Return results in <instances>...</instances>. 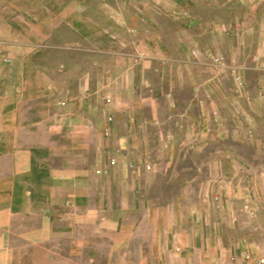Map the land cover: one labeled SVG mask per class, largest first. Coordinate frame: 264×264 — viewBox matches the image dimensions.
Listing matches in <instances>:
<instances>
[{
	"label": "crops",
	"instance_id": "obj_1",
	"mask_svg": "<svg viewBox=\"0 0 264 264\" xmlns=\"http://www.w3.org/2000/svg\"><path fill=\"white\" fill-rule=\"evenodd\" d=\"M244 15L240 0H0V264H145L134 248L166 264L219 253L211 238L227 228L213 230L240 199L196 175L233 181L247 168L240 148L263 141L264 105H186L185 133L173 113L168 134L190 144L165 153L160 183L146 180V144L164 110L180 111L162 105L161 63L193 59L200 38L223 53ZM132 46L148 53L133 59ZM244 58L229 59L234 77ZM250 58L243 72L260 91L264 66ZM166 169L187 177L175 187Z\"/></svg>",
	"mask_w": 264,
	"mask_h": 264
},
{
	"label": "rangeland",
	"instance_id": "obj_2",
	"mask_svg": "<svg viewBox=\"0 0 264 264\" xmlns=\"http://www.w3.org/2000/svg\"><path fill=\"white\" fill-rule=\"evenodd\" d=\"M240 3L242 7L247 8L249 16L244 15L241 20L239 18L240 24L236 19L237 26L232 30L227 29L225 31L229 38V45L223 48L224 50L221 51L223 53L209 52L204 48L203 40L200 38L196 39V47L191 51L193 59L186 58V54H178V57L172 58L170 56L161 63L163 73L161 80L164 90L162 105H180V111L164 110V120L161 127L149 129L150 135L146 144L148 156L145 166L148 182L154 184L162 181L160 171L164 165L173 159L166 158L165 153L184 151L190 144L186 141L185 134L179 132L173 136L168 134L172 132V128L168 129V121H172L170 117L173 113V117L177 115L178 118H181L179 124L181 123L182 127V124H186V105H203V101L205 105H243V108L246 105H264V89L259 91L255 87L257 77L255 74L249 75L243 72L247 71L253 63L250 60L252 56L256 57L258 67L264 66V0H240ZM147 48L132 46L128 48V53L133 55L134 59V56L138 54L148 53ZM123 49L126 50V47ZM203 53H206L204 54L207 55L206 58L202 55ZM238 56L245 57L246 61L243 60L239 63L237 61V66L242 71L239 74L235 73L236 76L234 77L231 72L232 61L229 59L232 60ZM130 64L133 67H142L144 63L131 62ZM146 65H150V63H146ZM209 69L215 72L209 74L207 73ZM206 73L210 76H205ZM193 101L194 104H192ZM181 130L185 133V127H182ZM262 138L263 141L257 142L255 149L251 148L252 151L249 149L251 144L248 139L245 140L244 138L240 149L244 153L243 161L247 168L241 169L233 181H231L232 179H224V181L219 182L216 180V176L210 177L206 172L203 173L204 171L196 175L195 184L203 182L204 185H208L210 190L215 186L221 198L225 193L229 200L240 199L237 203L228 201L229 205L222 207L223 214L226 216L223 217L221 226L217 224L218 228L213 230V233L220 234L221 227L228 230L233 228L232 233L225 229L224 239L211 238L212 244H217L220 247L219 253L204 256L181 255V257H186V262H179V255H174V262L171 264H202L201 260L204 261V264H261L260 261L264 260V134ZM177 160L178 158H176ZM158 167L159 174L156 173L155 169ZM177 167H179L178 164ZM168 172L169 170L164 172V176L173 177L172 181L175 182V187L176 182L180 180L179 178L183 177L184 180L187 177L178 169L174 174ZM233 184L234 186H232ZM171 189L169 188L164 192L165 197H168L172 191L173 193L176 191H171ZM194 193L196 195L195 190ZM181 208L185 209L186 207ZM237 244L239 247L235 248ZM134 246L132 244V249ZM147 249L149 250L150 247ZM133 253L132 260L133 257L135 260L138 256H141V259L143 256L146 259L145 264H166L162 255H160L161 258L158 254L151 253L145 256L144 254L138 255L135 248ZM208 261L211 262L208 263ZM99 263H101L100 255Z\"/></svg>",
	"mask_w": 264,
	"mask_h": 264
},
{
	"label": "built area",
	"instance_id": "obj_3",
	"mask_svg": "<svg viewBox=\"0 0 264 264\" xmlns=\"http://www.w3.org/2000/svg\"><path fill=\"white\" fill-rule=\"evenodd\" d=\"M260 263L263 264L264 263V260L260 261Z\"/></svg>",
	"mask_w": 264,
	"mask_h": 264
}]
</instances>
